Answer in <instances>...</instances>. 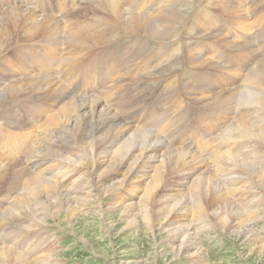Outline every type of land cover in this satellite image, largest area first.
Masks as SVG:
<instances>
[{
    "label": "rangeland",
    "instance_id": "rangeland-1",
    "mask_svg": "<svg viewBox=\"0 0 264 264\" xmlns=\"http://www.w3.org/2000/svg\"><path fill=\"white\" fill-rule=\"evenodd\" d=\"M138 1L139 6H146L147 14L152 15L157 14L163 4L169 7L171 0ZM192 1H187L191 8L189 6L182 7L187 21L182 22L183 25L181 24V28L177 29V33L175 32L169 37L170 39L165 40H154L142 34L131 35L120 32L122 34L120 37L108 43L92 48H80L76 42L78 43L82 37H75L74 33L64 30L59 31V41L52 49L50 45L47 46V44L39 42L43 34L35 37L36 44L30 43L32 41L30 39L15 35L14 44L11 47H5L6 52H0V91L9 85L13 77L12 74L24 73L17 79L26 82L40 81L47 89L56 88V85H59L61 89H66L69 93L82 92V94L89 95V98H94V96L95 98H108L110 104L128 101L123 106L127 110L123 111L128 120L134 125H140L142 129L144 127L154 129L157 135L174 147L188 148L193 143L190 148L194 149L202 142L217 143L218 130L221 131L226 121L230 122L231 119L225 121L227 115L224 116L222 110L220 112V105L213 108L208 104L216 102V99L217 102H220L221 98L230 91H235L239 86V79L236 75L239 74L241 77L246 70V65L250 63L246 57L240 55L232 47L233 44H247V39L240 34L237 26L230 20V16L235 10L244 17L249 24L247 26L252 41H249V46L254 51L257 50L260 57L264 58V0ZM91 3L92 0L89 2L88 0H0V26L3 23L1 17L11 9H24L26 12L38 15L41 19H58L57 21H66L81 26L89 20L97 21V17L94 16L96 10H91L89 6ZM178 7L181 8L180 4L177 5ZM223 8L225 10L228 8L227 10L231 11V14H225L222 11ZM205 12L210 15L211 20L214 19L216 24L211 27L212 29L210 28V31L206 26L208 23L205 25L204 21H201L205 25L202 26L201 22L197 24L196 21ZM199 24L201 25L199 26ZM97 25L100 28L102 23ZM114 29L111 27L108 31ZM117 32L118 29L113 31V33ZM71 34H73L74 40L71 38ZM0 42L1 47L4 40L2 39ZM22 51L26 54L28 60L26 67L28 69H20L21 64L17 65V60L23 53ZM194 59L200 63L196 68L192 64V62H196ZM241 59L242 64H245L243 66L242 64L239 65ZM252 69L253 66L251 65L246 70V74L250 73ZM176 77L178 78L176 79ZM198 81L207 84L201 82L200 84ZM201 88L204 89L201 90ZM205 89L207 90L205 91ZM113 90H116L115 93ZM44 92L20 94L11 102H5L1 105L5 106L12 114L11 116L16 119V123L9 120L4 121L0 113V145L2 144L0 146V158L5 160L4 165L11 168L3 172V174H9L8 177H11L20 168L23 161L26 160L25 157L36 144L33 137H30L31 140L28 139V144L27 140L24 141L27 137L23 135H26L30 129H38L44 125L45 120L50 116V114H46V107L53 103V100L43 96L53 95H47ZM202 93L204 96L201 95ZM58 103L54 104L58 105ZM233 105L235 107V103ZM240 113V110L238 111V108L235 107L234 117H239ZM13 136L20 138L19 144L21 145L17 148H21V151L7 146L9 138L11 139ZM258 149L261 153L259 154V151L257 153L261 155L264 150ZM113 151H115V147L110 148L106 144L98 142L94 152L88 149L87 151L82 150V155H84L82 163L85 166L99 165L104 160L102 156L110 155L107 158L109 159L107 163L99 165V171L108 176L103 191H109L113 196L112 199L105 200V205L110 204V207L111 204L117 205L116 209L107 214L103 212L102 215L99 212L98 203H93L91 209L89 208L85 212L79 210L74 212L75 215L70 216L64 213L59 218L43 219L46 225L42 226L40 230L37 229V233L33 234H38L40 239L44 234L45 249L51 247L47 254L50 260L58 261V264H264V199L260 202V206L251 211L244 203L245 201L238 200L236 197H229L227 194L221 195L214 193V191L208 194L207 186L211 185L207 183L214 174L205 172L202 168L189 170H179V168L170 171L169 174L164 175L165 177H161L162 179L159 177L154 182L152 181L153 183L149 181V191L144 193L142 190L134 188L135 185H130L128 182L124 183V172L127 167L123 168L122 172L119 164L115 162V158L113 159ZM136 154L138 153H135L132 158H135ZM132 160L130 159L129 162ZM6 180L5 178L3 182ZM256 180L260 185L264 183V180ZM113 188H115V193L117 192L116 196L111 192ZM24 191L25 189H22L20 194H24ZM6 193V189L0 188V220L4 215L2 213L4 204L8 200ZM44 198H48L47 193L44 194ZM53 203L57 204L58 201ZM181 203L188 207V209L186 208L187 214L184 215L186 218L181 219V213L178 212L179 208L169 214ZM58 205H61V202ZM102 208L105 211L103 206ZM198 210L199 212H197ZM237 210L245 213L244 216L240 215V219L236 218L244 225L242 228L240 227L241 224L230 228L228 224L233 220L231 215ZM249 213L251 215H247ZM196 217L207 221L204 226L201 224L196 227L197 238H200L197 242H201L200 244H203L202 247L205 250L204 258H189L181 247V239H175L174 234L169 231L191 224L192 219ZM167 218L174 223L170 227H164L165 225L162 227ZM247 222L257 232V235L252 238L244 231ZM201 227L205 230L200 229ZM9 259L10 261L6 260L5 264H39L32 260L17 261L13 256Z\"/></svg>",
    "mask_w": 264,
    "mask_h": 264
},
{
    "label": "bare ground",
    "instance_id": "bare-ground-1",
    "mask_svg": "<svg viewBox=\"0 0 264 264\" xmlns=\"http://www.w3.org/2000/svg\"><path fill=\"white\" fill-rule=\"evenodd\" d=\"M137 1L138 0H100L99 2L98 0L96 2L95 0H92V3L89 6L91 7V10H96L94 16L97 17V21L92 22L89 20V22L86 21L87 23L81 26H76L75 24L66 21H57L58 19H41L38 15L26 12L24 9H11L1 17L3 18V23L0 26V40L3 39L4 44L0 47V52H6L7 50H4L5 47H11L14 44L13 38L15 35L16 37L20 36L24 39H30L32 40L30 43L36 44V41L34 40L35 37L43 34V37L39 42L41 41L47 44V46L50 45L51 48L54 49L59 41V31L64 30L74 33L75 37H82L78 43L76 42L77 46L80 48H92L100 44L108 43L120 37L122 35L120 32L131 35L142 34L154 40H165L171 37L178 28H181V24L183 25L182 22L187 21L184 14L185 11L182 7L189 6L190 4L187 3L189 0H171L168 5L169 7H166L163 4L162 8L159 10L157 9V14L154 13L152 15L147 14L148 11H146V6H139V1ZM230 2L232 3V1ZM179 4L181 8H177V5ZM220 8L222 7L220 6ZM227 9L225 10V8H223L222 11H224L225 14H231V11H228ZM238 12L234 10L233 14L230 16V20H232L233 24L237 26L240 34L244 35L245 39H247V44L238 45V43L236 45L233 44L232 47H234L240 55L246 57L251 63H246V70H248L251 65L253 66V69L248 74H246V70L245 72L243 70L244 74L241 77L239 74L236 75L239 79V86L235 91H230L225 97L221 98L220 102H217L216 99V102H211L210 104L207 103L213 108L220 105V112L222 110L224 116L227 115L225 121L226 119H231L230 122L226 121L225 125L221 128L222 132L220 129L218 130L217 133L219 134V138L216 139L217 143L202 142L200 143L201 146H199L200 144L196 141L198 146L194 149L190 148L193 143L190 144V147L188 148L182 146L174 147L157 135L154 129L145 127L142 129L140 125L132 124L123 111L126 110L123 106L127 104L128 101L125 103L110 104L108 98H101L100 96V98H95V96L94 98H89V95L82 94V92L69 93L66 89H61L59 85H56V88L53 87L47 89L45 85L40 83V81L32 80L26 82L24 80H18V76L24 75V73L22 74L20 71H18L21 73L20 75L12 74L13 77L9 85L0 91V113L4 121L9 120L10 122L16 123V119L11 116L12 114L10 111L6 109L5 106L1 105L5 102H11L18 97L17 95L29 92L36 93V91L40 94L45 91V94L53 95L54 97L43 96L53 100V103H50L49 106L46 107V114H50V116L45 120L46 122L44 125L34 130L29 128L30 130L27 131V134L23 135L24 137H27L24 141L27 140L28 142V139L31 140L32 138L30 137H33L36 140V144L25 157V162L23 161V164L11 175V177H8L9 174H3L5 170H10L11 168H9L10 166L8 167L4 165L5 160L0 158V188H3V190L6 189L7 193L5 195L8 197V200L6 202L4 201L5 204L2 212L4 215L0 220V264H5L6 260L10 261L9 258L11 256L15 257L17 261L32 260L37 261L39 264H51L52 262L53 264H58V261L55 262L50 260L47 255L51 247L45 249L46 243L44 241V234L43 237L41 236L42 239L39 238L38 234H33L37 233V229L40 230L42 226L46 225L43 219L59 218L64 213L71 216L72 214L75 215L74 212L79 210L85 212L92 207L93 203H98V209L102 215L103 212L107 214L109 211L111 212L113 209H116L117 205L113 206V204H111V207L110 204L105 205V200L108 198L112 199L113 196L109 191H103L108 176L99 171V165L101 166L107 163V160L109 161L107 158L110 157V155L106 152L109 156H102L104 160L102 164L99 165L85 166L84 163H82L84 156L82 155V150L87 151L88 149L94 152L98 142H102L110 148L115 147V151H113V154L111 153L114 156L113 159L115 158V162L119 164L122 172L123 168L125 169L127 167L124 172V183L128 182L130 185L133 184L135 185L134 188H138L137 190H142L144 193L149 191V181L154 182L159 177H165L164 175L169 174L170 171L179 168V170L202 168L205 172H212L214 174L207 183L211 185L207 186L206 191L208 194L214 191V193H219L221 195L227 194L229 197H236L238 200L245 201L244 203L247 204L251 211L255 210L254 208L257 206H260V202L264 199V183L260 185L256 179L264 180V152L259 155L261 151L258 149L261 148L264 150V58L260 57V53L257 50H255V52L249 46L250 42H252L249 34L250 30L247 26L249 24H247L244 17L239 15ZM189 16L191 17V15ZM196 21L197 24L201 21H204L205 25L208 23L206 25L208 27L207 29H209L208 31L212 29L211 27L213 25H216L214 19L211 20L210 15L206 12L200 15ZM202 22L201 24H203ZM98 23H102L100 28L97 25ZM201 24H199V26ZM205 25L203 24L202 26ZM111 27H114V30L118 29V32L113 33L114 30L109 32L108 30ZM70 33L67 35L68 39ZM72 35L73 34H71V38L74 40L75 38L72 37ZM22 52L23 53L20 54V57L17 60V65L21 64L20 69H26V61L28 60L24 51ZM238 59L240 60V58ZM194 60L196 61V59ZM38 61L35 63L37 64ZM242 62L241 59L239 65L242 64ZM192 64L195 68L197 65H200L198 61L192 62ZM243 65L245 64H242V66ZM177 78L178 77H176V79ZM198 82L207 84L202 81ZM202 89L204 88H201V90ZM206 90L207 89H205V91ZM118 91H120V89H118ZM201 95H203V93ZM56 102H59L58 105L54 104ZM233 103H235V107L238 108V111L240 110L241 112L239 117H234L233 115L235 113ZM128 108L130 107L128 106ZM212 113H214V111ZM228 115L231 116L229 117ZM28 125L30 126V124ZM19 142L20 138L18 136H13L11 139L9 138L7 146L16 149L21 145ZM17 149L20 150L21 148ZM258 151L259 154L257 153ZM135 153L138 154L135 155V158H132ZM130 159L133 160L129 162ZM5 178L7 180L3 182ZM22 189H25L24 194H20ZM114 190L115 188H113L111 192L116 196L117 192L115 193ZM45 193L48 194V198H44ZM44 199L48 202L46 203ZM246 200H248V203ZM56 201H58V203L54 204L53 202ZM60 202L61 205H58ZM102 206L105 211L102 210ZM177 208H179L178 212L181 213V219L186 218L184 215L187 214L186 211L188 207L183 203L179 204L176 209L171 210L169 214L176 211ZM197 212H199V210ZM244 214V212L238 210L234 212L231 215L233 220L229 222L228 227L232 228L241 224L240 227L242 228L244 224L240 223L241 221L239 222L237 219H240V215L244 216ZM247 215H251V213ZM168 218L163 222L162 227L164 225V227H170L174 223L170 222ZM191 222L192 223L189 225L180 226L177 230L171 229L169 231L174 234L175 239H181V247L189 258H204L205 250L202 247L203 244L197 242L200 238H197L196 227L201 224L204 226L207 221L205 222L202 219H199V217H196L193 218ZM248 222L246 223L247 225L244 228V231L252 238L257 235V232ZM200 229L204 228L201 227ZM43 230L45 229L43 228Z\"/></svg>",
    "mask_w": 264,
    "mask_h": 264
}]
</instances>
